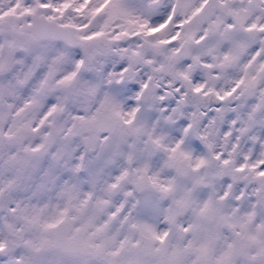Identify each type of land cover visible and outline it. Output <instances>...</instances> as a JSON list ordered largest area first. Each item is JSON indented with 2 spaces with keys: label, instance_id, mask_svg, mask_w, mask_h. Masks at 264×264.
Here are the masks:
<instances>
[{
  "label": "snow or ice",
  "instance_id": "1",
  "mask_svg": "<svg viewBox=\"0 0 264 264\" xmlns=\"http://www.w3.org/2000/svg\"><path fill=\"white\" fill-rule=\"evenodd\" d=\"M0 264H264V0H0Z\"/></svg>",
  "mask_w": 264,
  "mask_h": 264
}]
</instances>
